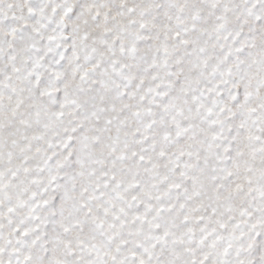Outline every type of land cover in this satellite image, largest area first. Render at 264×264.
<instances>
[{"label":"snow or ice","instance_id":"1","mask_svg":"<svg viewBox=\"0 0 264 264\" xmlns=\"http://www.w3.org/2000/svg\"><path fill=\"white\" fill-rule=\"evenodd\" d=\"M0 264H264V0H0Z\"/></svg>","mask_w":264,"mask_h":264}]
</instances>
